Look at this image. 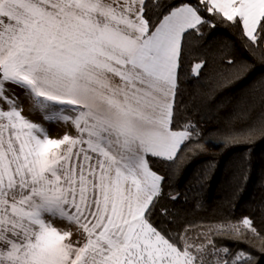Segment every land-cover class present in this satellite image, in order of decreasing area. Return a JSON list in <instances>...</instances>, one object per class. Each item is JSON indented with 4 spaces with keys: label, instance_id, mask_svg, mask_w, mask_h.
I'll use <instances>...</instances> for the list:
<instances>
[{
    "label": "snow or ice",
    "instance_id": "6c2138e0",
    "mask_svg": "<svg viewBox=\"0 0 264 264\" xmlns=\"http://www.w3.org/2000/svg\"><path fill=\"white\" fill-rule=\"evenodd\" d=\"M152 7L155 22L147 0H0V264H251L212 239L260 238L248 217L194 236L174 232L166 208L153 221L164 177L148 157L173 161L192 135L171 127L185 35L230 24L255 54L264 0ZM6 84L76 134L49 138ZM241 115L264 126V109Z\"/></svg>",
    "mask_w": 264,
    "mask_h": 264
},
{
    "label": "trees",
    "instance_id": "16d2710c",
    "mask_svg": "<svg viewBox=\"0 0 264 264\" xmlns=\"http://www.w3.org/2000/svg\"><path fill=\"white\" fill-rule=\"evenodd\" d=\"M147 2L155 22L152 0ZM262 51L264 42L253 54L241 29L230 24L204 25L199 34L185 35L171 127L190 125L192 135L173 161L148 158L164 177L153 221H164L160 210L166 208L174 232L187 227V235L194 236L209 225L239 224L248 217L260 238L246 231L240 239L231 232L212 239L233 255H250L251 264H264V126L241 114L252 110L254 118L264 109ZM201 61L206 63L194 75L192 68Z\"/></svg>",
    "mask_w": 264,
    "mask_h": 264
},
{
    "label": "crops",
    "instance_id": "0c3cea01",
    "mask_svg": "<svg viewBox=\"0 0 264 264\" xmlns=\"http://www.w3.org/2000/svg\"><path fill=\"white\" fill-rule=\"evenodd\" d=\"M116 80L118 82V78H116ZM6 88L10 89V91H8L6 95L11 96L14 92L18 97H20L22 103L19 105V107H22L23 109L22 115L25 116L30 122L40 125L46 131L49 138L58 139L61 138L62 135L65 133H69L71 135L76 134L71 124H65L59 121L57 122L45 121L44 113H42L39 109L33 108L30 101L24 97V92L22 89L12 84H6ZM53 225L58 229H62V230L66 229L65 223L58 219L53 221ZM73 239L75 240L76 237L74 236Z\"/></svg>",
    "mask_w": 264,
    "mask_h": 264
}]
</instances>
